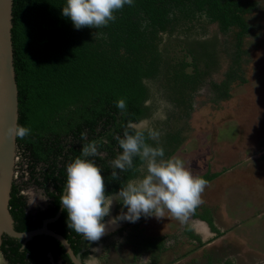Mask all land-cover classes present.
<instances>
[{
  "label": "trees",
  "instance_id": "16d2710c",
  "mask_svg": "<svg viewBox=\"0 0 264 264\" xmlns=\"http://www.w3.org/2000/svg\"><path fill=\"white\" fill-rule=\"evenodd\" d=\"M259 9L255 0H13L16 146L34 184L51 199L47 209L26 213L22 183L14 180L9 212L15 231L54 217L65 194V207L48 228L79 252L85 239L77 226L102 224L106 200L133 180L150 184L156 173L148 176L140 167L151 160L167 164L187 139L194 96L219 70L218 43L206 37V28L216 25L232 38L220 45L230 65L209 85L216 104L243 83V44L255 29L248 16ZM174 40L185 52L180 59L172 55ZM160 92L165 106L157 114ZM142 121L153 122L151 128L133 127ZM202 176L184 194L217 175ZM137 196H122L118 207ZM145 241L163 248V239ZM1 252L12 264H47L48 253L71 264L60 243L42 235L23 248L3 235Z\"/></svg>",
  "mask_w": 264,
  "mask_h": 264
},
{
  "label": "rangeland",
  "instance_id": "374dc122",
  "mask_svg": "<svg viewBox=\"0 0 264 264\" xmlns=\"http://www.w3.org/2000/svg\"><path fill=\"white\" fill-rule=\"evenodd\" d=\"M255 1L259 3L260 9L248 16V23L254 25L255 29L251 31V35L244 40L243 44V49L247 51V54L241 57L240 76L243 83L236 82L237 86L231 92L230 100L218 101L214 104L209 85L211 82L219 83L230 65V60L220 45L224 41H232V38L219 34L216 25L208 26L205 30L206 37L218 43L219 70L194 96L193 111L186 123L187 139L167 164L147 161L149 169H143L142 172L145 171L147 174L149 171L148 176L155 172L156 176L151 177L150 184L139 179L131 181L128 189L123 193L127 195L138 191L139 198L137 197L134 203L129 204L128 207H118L120 199L118 194L106 200L107 217L97 227L100 230L103 227L104 237L115 234L113 241L120 243L122 247L124 244H121V227L126 232L125 227L137 223L138 227L145 228L143 233L146 236L161 235L165 238V242L172 243L185 223L192 224L189 218L181 215V212L183 213L184 209L187 210L190 206V200L195 199V206L199 208L200 204L206 205L205 202L210 195L208 189L197 191L200 188L192 194L185 195L184 188L195 185V182L198 183L199 177L204 173L209 175L221 173L218 178L216 177L217 179H214V181L224 180L222 195L218 196V199L223 204L229 202L230 198H235L233 213L240 211V216L246 217L239 221V229L248 234L246 236L253 248L251 251H257V253L254 252L250 263L255 264L257 259L262 258L258 250H264V0ZM173 44L172 55L180 59L185 52L181 50L182 46H175V40ZM187 60L190 61V59ZM163 93L160 92L154 96L157 104H160L157 114H160L165 106L162 103L164 101L160 99L165 97ZM151 123L153 122L142 121L134 124L133 127L149 129L152 126ZM26 167L25 160L17 151L14 180L15 182L24 181L23 190L29 209L44 207L45 195L40 188L28 183L29 172L26 171ZM166 172L169 173L168 176ZM21 176L22 179H20ZM217 208L215 206V209ZM220 212L215 210L212 213L219 218L216 214ZM260 212L262 215L256 218ZM202 228L199 227L200 230ZM203 231H206L205 227ZM96 233L100 234V232ZM97 238L98 245L95 247L100 252L101 239ZM219 244H217L218 248L221 247ZM204 245V248L209 246L207 243ZM233 245L238 250L248 249L246 245L239 247L235 243ZM187 247L188 245L183 246L182 250L186 252L189 249ZM122 249L127 259L131 260L130 247L124 245ZM110 255L111 257L107 253L104 255L106 261L112 258V261L110 260L112 264H122L118 253L113 252ZM176 256L179 258V255ZM171 258L173 260L172 255L165 254L162 260H159V264H166Z\"/></svg>",
  "mask_w": 264,
  "mask_h": 264
},
{
  "label": "water",
  "instance_id": "95a60500",
  "mask_svg": "<svg viewBox=\"0 0 264 264\" xmlns=\"http://www.w3.org/2000/svg\"><path fill=\"white\" fill-rule=\"evenodd\" d=\"M13 0H0V247L2 236L21 241L22 248L36 236L55 239L75 264H81L80 255L75 256L68 241L48 228L61 214L65 194L56 215L43 220L41 226L28 232H17L9 212L10 193L14 182L17 154L16 135L18 126V93L13 66L12 48Z\"/></svg>",
  "mask_w": 264,
  "mask_h": 264
},
{
  "label": "crops",
  "instance_id": "0c3cea01",
  "mask_svg": "<svg viewBox=\"0 0 264 264\" xmlns=\"http://www.w3.org/2000/svg\"><path fill=\"white\" fill-rule=\"evenodd\" d=\"M220 174H216V177L218 178ZM215 178H213V180H211L210 182L199 186V190H197L198 188L193 190H197L200 192L202 190L208 189V194L210 195L208 200H206L207 202L204 201L206 205L200 204V207L197 208L195 206V199H193L190 200V204L188 203L190 206L187 208V210L184 209L183 213L181 212V215L184 216V218H189L192 221V224L185 225V228L187 229L186 234H188L190 238H188V235L186 236L187 238L184 239L182 246L180 245V251L182 250V247L186 245H188L187 248L189 249L186 252L182 250V255L177 254L179 255V258L182 259L176 262L175 260H178V256L173 253L175 248H172L171 244L167 245L169 242H166V245L160 249V254L157 255L158 261L162 260L165 254H168L169 256H173V260L171 258V260L166 264H193L195 262H198L199 259L201 260L204 254L207 253L208 257L212 252H215L219 256L217 258L218 264H251L250 262L253 259V254L254 252L257 253V251H251L253 250V248L250 246V240L246 236L248 234L242 232L239 229V221L244 220L246 217L240 216V211H237L238 213L236 214L233 213V211L235 210V198H230V201L227 203H220L222 201L218 199V196L222 195L221 189L224 187V180L218 179L214 181ZM195 183L197 184V182ZM196 184L191 186L194 187L196 186ZM193 191H190L185 195L192 194ZM215 206H217L218 208L215 209ZM226 209L228 212L226 211ZM215 210L221 211L220 214H216L219 216V218H216V216L212 213L215 212ZM244 215H246V213ZM261 215V212L258 213L256 218L260 217ZM212 216H214L216 220ZM206 217L209 219V221L206 219ZM234 221L235 223H233ZM108 225L106 226L108 227ZM199 227L203 228L200 230ZM204 227L206 228V231H203ZM142 229L145 231V228L142 227ZM156 237L158 239H163V241L165 242V238L161 235H156ZM174 238L176 239V237ZM204 243H207V245L209 246L204 248ZM234 243L237 244V247L246 245L248 249L238 250V248L233 245ZM217 244L221 245V247L218 248ZM197 250L198 252H196ZM258 252L262 256V258L259 256L260 260L257 259V262L255 264H264V250H258Z\"/></svg>",
  "mask_w": 264,
  "mask_h": 264
},
{
  "label": "flooded vegetation",
  "instance_id": "af4514ba",
  "mask_svg": "<svg viewBox=\"0 0 264 264\" xmlns=\"http://www.w3.org/2000/svg\"><path fill=\"white\" fill-rule=\"evenodd\" d=\"M154 119H156V116L154 117ZM148 164L149 163H146V164H144L143 166L140 167L141 172L143 171V169H148L149 168ZM28 178H29V182L28 183H30V184L32 183L34 186H36L34 184L33 180L31 179V175L30 174H29ZM23 182L21 180H19L16 183H22L23 188H22V192L21 193L25 197V193H24V190H23L24 189ZM25 184H27V182H25ZM40 189L43 191V194L45 195L46 205L44 207H41V208L32 210V209H29L28 208V205L29 204L27 205V202H26V208H25L26 213L35 214L38 210H45L50 205L51 199L47 196V194L45 193V191L42 188H40ZM118 195H119L118 198H122V195L123 194L122 193L121 194L119 193ZM123 196H125V195H123ZM137 197L135 198V200L137 199ZM105 206H104V208L101 211V216H105V218H106L107 217L106 216L107 215V210L105 209ZM136 225H138V224L137 223L134 224V225L129 224L128 225L129 227L128 226L125 227L126 232L123 231L124 228L121 227V229H120V231H121V238H122L121 244L126 245V247H130V252L132 254L131 260H128L127 259L126 254H125V252L122 249V247L124 245L121 247L120 243L113 241V236L115 234H113V235H106L104 237L103 236V233H104L103 232V227H102L101 230L99 228L97 229V227L99 225L91 226V227L77 226L79 232L82 234V236L85 239V245L77 253H74L73 252L71 246H70V248H71V250H72V252H73V254L75 256L80 255L81 264H98V263H102V262H103V264H108V263L109 264H112L110 262V260L112 261V258H110V259H108L106 261L104 255L107 253V254H109V257H111L110 254H112L113 252H116V253H118L120 255L119 261L122 264H159L158 263L159 261L157 259V255L160 254V249L157 248V247H155V246H147L145 244L146 243L145 238H150L151 236H146L145 233H143L144 230L142 228H140V227H138L137 229H134L133 227L136 226ZM185 225H188V223H185L183 225L181 231L178 234H176V236H177L176 239H174L172 243H169V244H171L172 248H175V250H174L173 253L176 254V255L177 254H180V255L182 254V252L180 251V249H181V246H182V244L184 242V239L187 238L186 236L188 235V234H186V230L187 229L185 228L186 227ZM85 230H87V231H85ZM107 230H109V227H108ZM95 231L96 232H100V234L96 233ZM140 231H141V233H140L139 237L132 239V236H135L134 234L137 233V232H140ZM98 236L100 238H97ZM124 236H125V238H124ZM96 238L97 239H101L99 241V244H101L100 252H99V250H97V247H95V245H98V243L96 242ZM153 238H157V237H153ZM188 238H190L189 235H188ZM123 240H124V242H123ZM138 240H140L141 243L138 242ZM150 242L152 244H155V242H153L152 240ZM147 243H149V242H147ZM165 245H166V242L163 241V246H165ZM121 252L123 253V255H122ZM102 257H104V258H102ZM218 257H219L218 254L215 253V252H212L208 257H207V253H206V254L203 255V257H202L201 260L199 259L198 262H195L193 264H211V263L212 264H218V262H217V258ZM106 258H108V257L106 256ZM47 259H48L47 264H54L55 262L57 264H66V263H64L60 259L55 260L54 257H53V255L51 253H48L47 254ZM181 259L182 258H178L179 261ZM69 260H70V263L71 264H75L71 260L70 257H69ZM178 260H175V261L177 262ZM0 264H12L6 258V256L1 252V247H0Z\"/></svg>",
  "mask_w": 264,
  "mask_h": 264
}]
</instances>
